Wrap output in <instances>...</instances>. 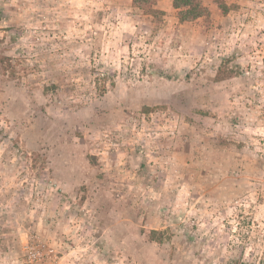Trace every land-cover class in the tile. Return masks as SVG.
Instances as JSON below:
<instances>
[{
  "label": "rangeland",
  "instance_id": "1",
  "mask_svg": "<svg viewBox=\"0 0 264 264\" xmlns=\"http://www.w3.org/2000/svg\"><path fill=\"white\" fill-rule=\"evenodd\" d=\"M225 2L0 0V264H264V0Z\"/></svg>",
  "mask_w": 264,
  "mask_h": 264
},
{
  "label": "trees",
  "instance_id": "2",
  "mask_svg": "<svg viewBox=\"0 0 264 264\" xmlns=\"http://www.w3.org/2000/svg\"><path fill=\"white\" fill-rule=\"evenodd\" d=\"M159 0H133V5L140 9L146 15H163L164 11L157 8ZM216 3L224 11H227L229 6L226 4L225 0H215ZM173 6L178 10V17L180 22L196 20L200 17H209L210 11L204 4V0H173ZM216 79L224 80L233 75V70H225L219 67ZM222 68V69H221ZM159 234V238L156 235ZM163 232L152 230L150 233V239L152 241L162 242Z\"/></svg>",
  "mask_w": 264,
  "mask_h": 264
}]
</instances>
